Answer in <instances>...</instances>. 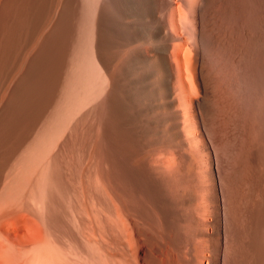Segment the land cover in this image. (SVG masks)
<instances>
[{
  "label": "rangeland",
  "instance_id": "rangeland-1",
  "mask_svg": "<svg viewBox=\"0 0 264 264\" xmlns=\"http://www.w3.org/2000/svg\"><path fill=\"white\" fill-rule=\"evenodd\" d=\"M3 1L4 0H2L1 3H3ZM86 1L87 0H68V4L71 10L68 16V21L70 22L67 21V25L69 26H67V30L63 32L64 34H62V36L63 35L65 36L62 37L63 38V41L61 42L63 46L62 50L57 49L59 52L58 58L60 60V65L62 67V68L60 67L59 69V72L61 71L60 73L61 78H60V84L58 85L59 87L61 86L62 87L61 89L57 90L58 92H56L55 100H60V98H58L60 97L59 94H61L63 98L62 90H64V87L68 85V84L66 85V83H70V81L72 83L74 82L73 81L74 77H72L74 75L70 73L72 71L75 72L77 69H79L76 66L77 67L76 70L75 68L74 70H72L76 64L75 63L70 64V62H72L75 58V56H72V54L75 55L74 48L76 47L77 43H80L79 39H81V36L80 38H78L79 33L82 32L81 30H85V28L87 29L90 26L89 24L83 21H82L83 24L89 26L88 27L84 26L85 27L84 28L83 25H80L82 24L80 17L83 14L84 15L87 14L83 12L86 10V6H89L90 5L89 3H92V6L94 5L95 7L92 8L94 9V11L91 10V12L93 11L92 13H94L93 17L90 15L95 22L93 24L94 27L92 26L94 28L93 29L94 38H93V33L92 32L89 33L90 34L92 33L91 37L94 45V54H95V56L94 55L93 56L95 58L92 59V56H90V58L88 57L89 60L92 59V61L90 60V62L93 63L91 64V66L88 64L89 62L86 63V56L84 55L86 53L85 51L86 46H85V49H83L82 50L83 52H81L83 64L82 67L81 66L80 67L83 69L84 73H87V75L83 74L84 75L83 76L81 73L80 74L81 76H83L81 78L83 79L87 78V79L80 80L79 73H78L79 74L78 80H75L76 77L74 78L76 83L74 82V84L72 85L74 86V88L70 93L71 97L74 98L69 99L68 101L73 103L70 104L72 106L76 104L77 109H75L74 107H70L71 110L72 108L75 110L74 111L72 110L73 111L72 114L69 113L71 117L70 116H68V118L66 117L65 122L61 121L62 120L61 117L60 122H62L61 123L62 127L59 121H57L58 119L56 121L54 120L56 122L54 125L57 126V128L59 127L58 131L57 128H55L56 132L54 130L49 129V127L53 125V124L51 125V121H48V123L50 122V124L47 123L48 127L46 126V124L43 125V123H45L47 119L43 121L44 119L42 118L44 117L47 118L46 115H48V112L50 111L49 109L51 108L52 105L49 106L50 108L47 105L49 109L47 107H46L47 109L44 108V111L45 109L46 111L45 112L43 111L40 114V115L45 114L43 115V117L41 116L42 118H40L39 116L35 117L37 114L34 115V117H32L30 98L28 99L27 97L26 99L25 97L22 100L23 102L22 101L19 102L16 100L17 94L20 93L21 91L30 93V60L34 56L40 45L39 47L33 50V52L31 53L32 55H30L29 61L24 68V71H22V73H20L18 78L12 82L9 91L5 93L2 96V98L0 94V264H117V262L118 264H138L137 262H139V264H158L159 262L161 263V261L159 260L160 255L163 257V260L165 261L166 264H181V262H183L182 264H212L213 259L218 254L223 255V259L225 257V261L228 260L227 262H229L230 264L233 263L241 264L242 262H244L242 264H246V263L264 264V245H263L264 235H261L264 234V228H263L264 226V174H263L264 155L263 154L264 153H261L262 151H264V146H263L264 133L259 132L257 134L254 145L249 150V152H247V154L246 152L245 153L243 152L244 154L240 153L241 154L240 155L237 152L238 153L237 155L236 151H234V154L237 157L235 158V160L224 159L226 162L223 160L222 163L224 170L223 176L225 178L224 175L225 173L227 174L226 176L227 180H229L228 178L230 177L233 179L232 180L233 182L231 180H230L231 182L229 181L230 183H232L231 184L232 188L230 189L237 188L235 189L236 194L234 192L235 191L234 189L233 190L226 189L227 191H225V194L227 193L226 196L228 197L224 198V204L226 203L225 205L227 206L229 202L228 200L231 199L229 205L231 206L230 207L231 211L233 210L235 212L236 210H238L239 212L237 211V216L236 213H234L233 211L232 214H234L235 216L231 215V213L227 216V212H225L227 217L232 218V221L228 220V219L231 220V218H227V221H229V223L231 222L230 224L232 225L234 224L233 228L231 226V230H230L229 229L230 226H228L229 224L227 222L228 233L226 235H229L227 236L229 239H227L226 237L225 239H226V244L227 242L229 243L228 247L230 245V249L226 246V244H224L222 248L216 249L219 235L217 233V229L214 224V202L212 198L214 185L211 180V175H210L211 166L209 165V161L206 159L205 156L206 153H202L203 158H201V156L195 157L197 159L196 160L194 159V161L192 160L193 159L192 157L187 158L183 154V150H184L183 148H178L179 149L178 150L177 148H172L169 146L166 136L164 133H161L162 132L161 130H160L161 132H159V134L156 137L151 135L150 137L151 139L158 138L160 142L156 146L155 145L151 146L152 147L151 149L150 148L147 149L148 133L147 132L144 133L143 130L141 131V128L135 126L131 137L132 139L128 137L129 127L128 125H126L125 122L123 104L121 103V101L119 103L116 102L115 104V101L117 100L111 98V90L113 89V84H112V80L109 78L110 74L108 71L111 67L109 61L112 51L116 50L127 39V31L125 29V24L123 22V18H124L123 11L122 9L119 8V11L116 13L117 20L111 22V17H110L111 11H109L111 10V0H93V1L88 0L89 5L85 4L87 3ZM177 1L180 2V0H175V2L173 1L174 4L177 5V6L174 5L178 13L176 15L177 16L176 21L179 26H182L180 19L181 16H179V10L183 8L187 9L186 7L188 6L186 4L188 3L186 0H184L185 2L182 0L181 1L182 4L183 3L185 4L182 5L179 2L177 3ZM117 2L120 6L123 5V0H117ZM1 3H0V8L2 7ZM65 3H67V0H62V4H61L62 7L60 8V11H62V8L64 7ZM83 4H85L84 5L85 10L83 9L84 11L81 9L83 8ZM263 6H264L263 0L254 1L255 19L259 20L260 22L264 19ZM89 8L90 6L88 7V10H90ZM79 10H81L82 13ZM60 11L59 14L61 13ZM56 17L58 19L59 15ZM86 17L87 16H85V20ZM75 19L78 22L80 21V23L78 22L76 23ZM102 19H104L103 24L101 22ZM90 23L92 25L93 22L91 21ZM238 25L239 24L235 23L232 25L233 27L232 26L230 28L228 27V29L226 30L227 32L224 30L225 32L223 33H225V35L223 34V36H225L226 38L228 37L227 39L234 42L235 45L237 44L238 48L241 47V49L243 50L245 49V47L246 48L248 47V44L250 45L251 43L247 42L249 41L248 36H246L247 29H243L241 25H239L238 27ZM68 27L70 28L68 29ZM255 29H257L256 26ZM86 32L87 31H85V33ZM230 33L232 34L230 35ZM101 35L105 42L107 41L108 37L109 39L113 40V43L111 45L112 48L111 53H108V48H107L108 44L100 42ZM185 36L187 37L186 34ZM186 37H182V39H176V41L174 40L176 44L173 41L172 42L178 46H180L183 42H185L183 44V48L180 47L182 51L179 50V53L181 51L180 61H181V70L183 74L182 78L184 85H186L185 88L187 94L193 95V98H198L200 94L195 81L193 64H192V61H194L193 56L195 54H194L193 46L190 45V40L186 44V41L188 40V38L186 39ZM83 38L84 36L82 37V39ZM234 38L235 40L233 41ZM1 39H0V48L3 45L2 43L3 37H1ZM86 41L87 40H85V42ZM240 41L241 44L239 43ZM88 42L89 41H87V43ZM101 45L102 47H106L105 48L107 49L106 52H103V50L101 51L100 49ZM89 46L93 47L91 43L89 44ZM171 46H173V44ZM87 48L89 47L87 46ZM91 49H88V51ZM71 51H73V53ZM55 54H54V59H55ZM88 54L90 53L88 52L86 55ZM187 55L191 57V60H188L190 58H188ZM240 55L241 54H238V56ZM186 56L187 58L185 59ZM70 58L73 59L71 60ZM221 58L223 59V57ZM188 61L190 64H188ZM223 62L225 63V59L223 60ZM227 62L228 63L226 64L227 65L226 68L228 67L230 69L227 68L229 70L228 72V70L225 68L226 72L224 71V73L225 75H227L228 81L231 80L230 82L233 83L235 86L233 87L232 84L230 88L231 90L230 100L232 101L230 103L231 104L230 107L225 111L226 122L224 123V125H227V123L229 122V118H231L230 116H232L234 112V111L232 112L231 110L238 109L239 111L240 109L241 110L240 114H244L246 112V110L249 108V104H250L249 102L251 100V94L253 92L252 89L254 87L253 69L251 67V64L247 60H245L243 56L240 57L237 62L236 61L233 62V60ZM64 64L65 66H63ZM68 64L71 65L72 69L69 68L70 65L68 66ZM88 65L90 66V68ZM119 65H120L119 62L118 64L117 63L115 64L117 68L119 67ZM182 65L184 68L182 67ZM187 65L189 67L186 68ZM95 67H96L95 69L96 71L92 70ZM98 70L99 72H101V74L98 72ZM79 71L82 70L79 69ZM122 71L123 70H120L119 73H122ZM74 74L77 76V71ZM229 76L231 79L228 78ZM23 77L26 78H24L23 82L20 83ZM62 77H64V79ZM70 77L72 80L68 79ZM9 78L10 77L7 75L6 78L2 80L1 86L2 87L4 86L3 88H5V85L8 83L7 80ZM97 82L99 83V85ZM38 84L40 87L41 99L44 100L45 98H49L47 87H45L44 81L40 80ZM92 84H96V85L91 86ZM83 85H85L86 87L88 86L87 87L89 88L88 91L92 90L91 94L93 96L89 94L88 91H87V95L85 94L87 89L85 86L83 87ZM81 88H84V90H81ZM77 89L79 90L80 93L83 91L84 94L83 95L81 93L84 96L83 97L79 93L81 96L79 97L78 101L82 99L83 100L85 99L87 101L89 100V103H92V105L89 104L88 102L86 103L84 100V102L82 101L84 105L82 103L81 104L85 108L80 104V102H78L81 105V106L79 105L81 109L79 108L78 104L76 103L77 100H74L78 98L77 96H79L76 93ZM88 95L92 97L89 98L90 96L87 97ZM93 97L96 98L95 102L93 100L94 99ZM90 99L91 101L92 100L93 101L91 102ZM50 100L49 102H51ZM46 102H44V104ZM85 104H87V106ZM94 105L95 106L97 105L96 106L97 109L96 107L94 108ZM34 108H37V106ZM69 112L71 111L69 110ZM188 114L190 115L189 118L191 120H188L187 123L184 124L183 120L181 119L180 128L184 133L183 137L184 140H186V144L188 145L187 148L189 149L190 143L199 146L201 144V140L198 134L199 132L197 131V127H195V124L192 123L194 121L193 111L191 112V110L189 109ZM34 118H36V121H34L35 120ZM41 119L43 122L40 121ZM67 121L69 122V124ZM57 124H59L60 126H58ZM67 125H69V127ZM47 128L49 130H47ZM186 130H189V132L191 133L187 134ZM49 132L52 133L49 134ZM45 134H47L46 135L47 137H45ZM43 136L44 138H46V140H48L47 142L43 141L45 140L41 138ZM49 137H51V139L53 140H51ZM189 137H191V139H193L192 141L194 142H190L191 140L189 139ZM38 138L39 141L35 140ZM160 140H163V142ZM32 143H34V145H32ZM163 146L165 150L163 149ZM143 152L147 153V155L144 154ZM148 152H150V154H148ZM147 157L149 158V160H152V162L156 160L157 163L160 164L159 168L155 170L156 175H158L157 176L158 180L154 179V181L151 182L150 179L147 178V176H145L146 173L145 174L143 173L142 170V165L144 164L143 160H145V158ZM261 157L263 158L261 159ZM191 160L195 164L196 163L197 164L193 165V162ZM241 162H243L242 164L244 165H241ZM189 164L193 165L192 167L195 169L198 168L200 171L198 169L197 170L191 169L190 168L191 166ZM246 164H247L246 168L243 167ZM260 165H262V168L260 167ZM34 168L37 170H35ZM249 170H251V172ZM260 172L261 174L258 175V173ZM235 174L238 175L239 179L237 178V176H235ZM253 174L256 177L252 176ZM16 175L18 177H16ZM49 175L50 177H48ZM240 175L242 176V178ZM241 179L243 180L241 181ZM247 179L248 181L246 182ZM207 181L208 184H206ZM240 183L243 184L241 185ZM248 183H251L249 184V186L252 189L248 188L249 187L247 186ZM33 185H35L36 187ZM254 185L256 186V188H254L255 187ZM239 186L242 189V191H240ZM248 189L249 191H247ZM254 190H257L256 193L255 192L253 193ZM251 191L253 194L251 193ZM258 191H260V193ZM237 192L239 193V195ZM246 192L249 193L246 194ZM233 194H235V196L237 195L236 198ZM260 194H261V198L259 197ZM232 196L234 197L232 198ZM239 196L240 197L243 196L242 197L243 201ZM208 198L210 199L208 200ZM233 199L235 201H232ZM233 202L237 204L236 205L237 207L233 206L234 205ZM238 202L241 203L242 206H240ZM188 205L189 206L191 205L190 208ZM196 207L198 211H196ZM227 207L226 209L230 210ZM234 207L237 209L235 210ZM190 210L193 211L191 212ZM187 211L189 215H187ZM242 211H244L245 213L243 214ZM194 215L196 217H194ZM238 216L240 218H238ZM203 217L205 218L207 217V218L204 219ZM235 217L236 219H234ZM161 219H163L162 222ZM184 219H188V220L185 221ZM90 221L92 222V224L95 221L94 224L96 225L94 224L92 225ZM87 222H89V224ZM236 222L238 225H236ZM205 225L209 227L206 226L205 228ZM260 225H262V228ZM80 226L87 227L86 228L87 232L85 231V233H83ZM188 226L190 227V229L188 228ZM235 226L237 228H235ZM251 226H253L252 227L253 230L251 229ZM78 227L80 228V230ZM180 227H181V231L179 230ZM244 227H246L245 229L247 230L249 229V232L245 230ZM183 228L184 230L182 231ZM200 228H203L202 229L203 231ZM236 229L238 231H236ZM94 230L96 232H93ZM241 230H243L242 231L243 233L241 232ZM166 231L169 232L166 233ZM187 231L189 232V235ZM80 232L82 235L80 234ZM231 232L234 234H232ZM236 232L238 235L236 234ZM171 233L173 236L171 235ZM85 234H87V236ZM131 234H133L132 237ZM178 236H180L181 238L178 239ZM248 236L250 237V239ZM130 237L133 238L132 240L134 242L131 240ZM236 237H238V240L236 239ZM251 237L253 238V241H251L252 240ZM109 238L110 241L108 240ZM240 238L242 241L240 240ZM232 239H234L235 241L234 244H236L237 241L239 243V244L237 243V246L235 245L236 248L234 244L232 245L231 248V244L233 243ZM245 240L247 241L245 242ZM131 242L132 244L133 243L134 244L131 245ZM250 242L253 243L252 246ZM213 243L216 245H214ZM243 243L246 244L244 245L247 248L243 246ZM172 245H173V249L171 247ZM226 247L229 250L232 249L231 253L228 255L225 253L228 251V249L226 250ZM195 249L196 251L194 252ZM241 249H243V251H241ZM233 250L237 252V253L234 252L235 255L233 253ZM195 253L199 255L200 257L199 260L197 259ZM249 253H251L252 255L251 254L248 255ZM254 254L257 255V257L259 256L260 258L259 257L257 258ZM183 255L186 257H184ZM238 255L240 256L238 257ZM232 256H234L235 258L238 257L239 259L238 258L235 259ZM240 260L241 262H239ZM237 261L239 263H237Z\"/></svg>",
  "mask_w": 264,
  "mask_h": 264
},
{
  "label": "bare ground",
  "instance_id": "bare-ground-1",
  "mask_svg": "<svg viewBox=\"0 0 264 264\" xmlns=\"http://www.w3.org/2000/svg\"><path fill=\"white\" fill-rule=\"evenodd\" d=\"M173 1L175 2V0H123V5L120 6L118 4L117 0H111V10H109V11H111V13H110L111 22H113L114 20H117L116 13L119 11V8L122 9L123 17H124L123 22L125 24V29L127 31V39L116 50L112 51V53H111V50H112L111 45L113 43V40L109 39V37H108L107 41L105 42L102 35H101V39H100L101 41L100 42L105 43V44L107 43L108 44L107 45L108 46L107 47L108 53H111L110 61H109V64L111 67L108 70L109 74H110L109 78L112 80V84H113V89L111 90V98L117 100V101H115V104H116V102L119 103L120 101L123 104L125 122H126V125H128V127H129L128 137L129 138L132 137L133 130H134L135 126L141 128V131L143 130L144 133H146V132L148 133L147 149H149V148L151 149L152 148L151 146H154V145L156 146L157 144L160 143L158 138L151 139L150 138L151 135L156 137L159 134V132L162 131L161 133L165 134L169 146L172 148H177V149L183 148L184 149L183 154L187 158L192 157L193 158L192 160L194 161V159L195 160L197 159L195 157L201 156V158H203L202 153H206L205 156H206V159L209 161V165L211 166L210 175H211V180H212L213 185H214V189H213V193H212V198H213V202H214V224H215V227L217 229V233L219 235L217 245L214 243L213 244L216 245V249H220V248H222V246H224V244H226L225 237L227 239H229L227 237L229 235H226L228 233L227 222L229 224L228 226H230L229 227L230 230H231V226H232V228L234 226V224L233 225L230 224L231 222L229 223V221H232V218L227 217L230 213H231V215H234V214H232L233 210L231 211V209H230L231 206H229L230 201H231V199H230L231 197L229 198L230 200H228V198H227V200L229 201L227 206H229V207H227L225 205L226 203L224 204V198L228 197V196H226L227 193L225 194V191L234 189V188L230 189V188H232L231 187L232 183H230V182L233 179L230 177L231 179L228 178L229 180H227L226 179L227 174H225V173H224V175H225V178H224V176H223L224 170H223V164H222L223 160L224 159L235 160V158H237V157L235 156L234 151H236V153L238 152L239 154L243 153V152L244 153L246 152V154H247V152H249V150L253 147L254 142L256 140V137H257V134L259 132L264 133V19L261 22L259 20L255 19V10H254V1L255 0H186L188 3L186 5L188 7H186L187 9L183 8L184 11L185 10L186 11L184 12L183 9L179 8L180 9L179 10V16H181L180 19H181V24H182V26H179L177 21H176V17H177L176 15L178 13H177V9L175 6H177V5H175ZM181 1L182 0H180V2L177 1V3L179 2L180 4H182ZM1 2H2V0H0V3ZM86 2L87 3H85V2L84 3L88 4V0ZM1 4H2V7L0 8V32H1L0 39H1V37H3V42H2L3 45L0 48V94H1V98L5 93H7L9 91V88H10L12 82L18 78V76L20 75V73H22V71H24V68L28 63L30 55H32L31 53L33 52V50L35 48L39 47V45H40L38 50L37 51L35 50L36 53L34 54L33 57L31 56L32 58L30 60V93L21 91L20 93L17 94L16 100L20 102L25 97H26V99H27V97H28V99L30 98L31 111H32V112L31 111L30 112L32 114V117H34V115L37 114L35 117L39 116L40 118H42L43 115H45V114H43V115H40V114L44 111V108H46L47 105H48V107L50 105H52L51 108L49 107L50 109L47 107L50 110L48 112V115H46L47 118L44 117L42 119H44L43 121H45L47 119L45 121V123H43V125L46 124V126H47L48 121H51V125L52 124L53 125L52 126L49 125V126H51V127H49V129L55 131L56 130L55 128H57V126L54 125L56 123L55 121L58 119L57 121H59V123L61 124L62 122H60V120L62 117L61 121L65 122L66 117L68 118V116H70L69 113L72 114V112L75 109H77L76 108L77 105L76 104L73 106L70 105L73 103L69 102L68 100L74 98V97L73 98L71 97L70 93L74 88V86H72V85L74 84L75 80H78L79 74L81 73L82 75L83 74L87 75V73H84L83 69L81 68L82 64H83L81 52H83L82 50L85 49V46H86L87 50L85 49L86 53L84 52L85 54L84 53L83 54L86 56V63L89 62L88 64L91 66V64H93V63H91L90 60L92 61V59L95 58L94 57L95 56L94 45H93L92 37H91V35L93 33V38H94V30H93L94 25L93 24L95 22H94V19H92L93 14H94V13H92L94 11V9H92V8L94 7V5L92 6V3H89L90 5L88 4L90 6V8H89L90 10H88L89 6H86V10L84 9L85 4H83V8H81L82 10L83 9L85 10V11L83 10L84 11L83 13H85V14L87 13L86 15H84V14L82 16L80 15L81 16L80 17L81 23L83 21V22H86L87 24H89L90 26L89 25L86 26L83 23L80 24V25H83V27L89 26L88 27L89 29L88 28L86 29L85 27H84L85 30L80 29L84 33L79 31L80 33L78 35L79 36L78 38H80V36H81V39H79L80 43H77L76 47L74 48L75 55L72 54V56H75V58L73 60L74 62L69 61L70 64L75 63L76 65H75V67H73V64H72V67H73V69H72L71 65L68 64V66L70 65L69 68H71L72 70H74V68L76 70V68L78 67L82 71H79V69H77L76 70L77 76H76L74 74L76 71L73 72L71 70L72 72L70 74L74 75L72 77H74V78L76 77L77 79L75 78V80H74V78H73V81H74L73 83L71 81H70V83H66V85L68 84L66 87H64V84H63V87H64V90H62L63 92L60 90L62 92L63 98H62L61 94H59L60 97H58V98H60V100H55L56 92H58L57 90L61 89V87H62V86L59 87V85H58V84H60V78H61V75H60L61 71L59 72L61 65H60V60L58 58L59 52L57 49L62 50V47H63L61 44V42L63 41L62 37H65L64 35L62 36V34H64L63 32L66 31L67 26H69V25H67V21H68L69 12L71 10H70L69 4H68V0H67V3H65L64 7L62 8V11H60V8L62 7L61 6L62 0H4L3 3H1ZM182 5H180V6H182ZM263 5H264V0H263ZM263 8H264V6H263ZM91 10H93V11L91 12ZM59 11L61 12L60 14H59ZM79 11H81V10H79ZM81 13H82V11H81ZM88 13H90V14H88ZM58 15H59V17L57 19L56 16H58ZM119 15H120V13H119ZM85 16L88 17V18L86 17V20H85ZM81 18L82 19L84 18V19L82 20ZM90 19H92V20H90ZM88 20L90 22L91 21L93 22L92 25ZM103 20L104 19H102V21H101L102 24L104 23ZM75 21H76V19H75ZM68 22H70V21H68ZM77 22L78 21H76V23ZM78 23H80V21ZM235 23L241 25L243 27V29H247V35L246 36H248V39H249V41H247V42H250L251 44L250 45L248 44V47L247 48L245 47V49H243V50L241 49L240 46H239L240 48H238L237 44L235 45L234 42L227 39L228 37L226 38L225 36H223V34L225 35V33H223V32H225L228 29V27L230 28ZM239 25H238V27H239ZM236 26H235V28H236ZM255 26L257 29H255ZM69 28L70 27H68V29ZM85 31H87L88 33L89 32H92V33L88 34L87 32L85 33ZM182 32L184 33V35ZM75 34H78V33H75ZM80 34H82V35H80ZM185 34L187 35V37L185 36ZM231 34L232 33H230V35ZM227 35H228V33H227ZM83 36H84V38L82 39ZM87 36H89V37H87ZM182 37H186V39L188 38V40L186 41V44L190 40V45H192L193 49H194L195 55L193 56L194 61H192V64H193L195 81H196L197 87L199 89V94H200V96L198 98H193V95L187 94V91L185 88L186 85H184V82H183V78H182L183 74H182V70H181V61H180V59H181L180 53L182 50L180 49V47L183 48V44L185 42H183L182 44L179 42L181 44L180 46L175 45L176 39H182ZM81 40H83L84 42H85V40H87L89 42L87 43V41H86L84 43ZM234 40H235V38L233 39V41ZM90 43L93 47L89 46ZM239 43L241 44V41ZM239 43H238V45H239ZM172 44H173V46H171ZM81 45L84 47H82ZM102 45L100 46L101 51L103 50V52H106V50H107V49H105L106 47H102ZM87 46L89 48H87ZM124 47H126V48H124ZM242 48H244V47H242ZM88 49H91V50L88 51ZM179 50H181L180 53H179ZM55 52H56V54H55ZM64 52H65V50H64ZM71 52L73 53V51H71ZM88 52L90 54L86 55ZM54 54H55V59H54ZM238 54H241V55L238 56ZM90 56H92V59L89 60ZM187 56H188V58H190L188 60H191V57H189V55H187ZM187 56L185 57V59L187 58ZM242 56L244 57L245 60H247L251 64V67L253 69V76H254V83H253L254 87L252 89L253 92L251 94V100L249 102L250 103L249 108L246 110V112L244 114H240L241 113L240 109L238 111V109L231 108V109H233L231 111L232 112L234 111V112H233L232 116H230L231 118H229V122L227 123V125H224V123L226 122L225 111H226V109H228L230 107V105H231L230 103L232 101V100H230V93H231L230 88H231V85L233 84L230 82L231 80L228 81L227 75H225L224 71L226 72V69L228 68V67L226 68V66H227L226 64L228 63L227 61L230 62V60H233V62L234 61L237 62L238 59ZM221 57H223V59ZM225 57L226 58L228 57V58L226 59ZM224 59H225V63L223 62ZM118 62L120 63V65L117 68V66H115V64L116 63L118 64ZM188 64H190L189 61H188ZM63 66H65V64ZM90 66H89V68H90ZM182 67H183V65H182ZM187 67H189V66L187 65L186 68ZM190 68H191V65H190ZM95 69H96V67L92 70H95ZM228 69H230V68H228ZM120 70H123L122 73H119ZM98 72H99V70H98ZM228 72H229V70H228ZM89 73H90V71H89ZM99 73L101 74V72H99ZM81 74L79 76L80 80L83 79L81 77L84 76V75L81 76ZM7 75L10 78L8 79L9 81L7 80L8 83L5 85V88H3L4 86L3 87L1 86V82H2V80H4L6 78ZM65 75H67V74H65ZM67 76H69V75H67ZM24 78H26V77H23L22 80L20 81V83L23 82ZM62 78L64 79V77H62ZM228 78L231 79L230 76ZM68 79H71V77ZM85 79H87V78H85ZM85 79H83V80H85ZM40 80L44 81L45 87H47L48 97L51 100L49 98H45L44 100L41 99L40 87L38 84L40 82ZM66 81H67V79H66ZM64 82H65V80H64ZM81 82H83V81H81ZM94 85H96V84H92L91 86H94ZM98 85H99V83H98ZM84 86L85 85H83V87ZM234 86L235 85L233 84V87ZM42 87H43V85H42ZM87 87H86L87 90L85 89L86 95H87V91L89 90V88H87ZM81 90H84V88H81ZM90 91H88L89 94L92 93V90H90ZM76 93L79 96H77L78 98L74 99V100H77L76 103L79 106L82 103V101L84 102L85 99L78 101L79 97L83 94V91L81 92L82 93L81 94L79 92V90L77 89ZM97 94H95V95H97ZM57 96H58V94H57ZM69 96H70V98H69ZM89 96L90 95H88L87 97H89ZM92 96H90L89 98H91ZM42 98H44V97H42ZM95 99L96 98L93 99L94 102H95ZM49 100L51 102H49ZM46 101H48V102H46ZM90 101H91V99H90ZM44 102H46L47 104L46 103L44 104ZM78 102H80V104ZM85 102L89 103V100L88 101L85 100ZM82 104L84 105V103H82ZM89 104L92 105V103H89ZM85 105L87 106V104H85ZM36 106H37V108H34ZM80 106H79V108H80ZM96 106L94 105V108ZM70 107H74L75 109L72 108V110H73L72 111L70 109ZM46 109H45V111H46ZM96 109H97V107H96ZM189 109L191 110V112L193 111L194 121L192 120L193 121L192 123H194L195 127H197V131L199 132L198 134L200 136L201 144L198 146V145H193L192 143H190L189 149H188L187 148L188 145L186 144V140H184V137H183L184 133L180 128V120L182 119L184 124H186L188 120H191L189 118L190 113L188 114ZM69 110L71 112H69ZM92 110H93V108H92ZM229 113H230V111H229ZM48 117L49 118L51 117L50 118L51 120ZM34 119L33 120L36 121V118H34ZM42 119L40 121H42ZM69 121H70V119H69ZM34 124H35V122H34ZM48 124H50V122ZM68 124H69V122H68ZM57 125L60 126L59 124H57ZM63 126H65V125H63ZM67 126L69 127V125H67ZM61 127H62V124H61ZM184 127H186V126H184ZM51 128H53V129H51ZM58 128H57V131H58ZM49 129L47 128V130H49ZM42 132H44V131H42ZM186 132H187V134L191 133V132H189V130H186ZM51 133L52 132H49V134H51ZM46 135L47 134H45V137H47ZM41 138L45 139V140L42 139L43 141H46V142L48 141V140H46V138H44V136ZM49 138L51 139V137H49ZM49 138H47V139H49ZM189 139L191 140L190 142H194V141H192L193 139H191V137H189ZM35 140L39 141V138L35 139ZM51 140H53V139H51ZM29 141H31V140H29ZM160 141L163 142V140H160ZM166 144H165V147H166ZM32 145H34V143H32ZM43 146H45V145H43ZM163 149H164V146H163ZM171 150H174V149H171ZM144 152H147V151H144ZM238 153H237V155H238ZM261 153H264V151H262ZM144 154L147 155V153H144ZM148 154H150V152H148ZM238 157H240V156H238ZM262 158L263 157H261V159ZM258 159H260V158H258ZM207 160H206V162H207ZM46 161H47V159H46ZM143 161H144V164L142 165V170H143L144 174L146 173L145 176H147V178H149L151 182L154 181V179L158 180V177H157L158 175H156L155 170L159 168L160 164H158L156 160L154 162H152V160H149L148 157L145 158V160H143ZM263 161H264V159H263ZM43 162H44V160H43ZM229 162H231V161H229ZM242 163L243 162H241V165H244ZM61 164H62V162H61ZM196 164L193 162V165H196ZM193 165H190L191 167L190 166L189 167L191 169H195L192 167ZM41 166H43V165H41ZM246 166H247V164L243 167L246 168ZM252 166H254V165H252ZM260 167L262 168V165H260ZM197 169H195V170H197ZM35 170H37V169H35ZM251 170H252V168H251ZM251 170H249V171L251 172ZM192 171H194V170H192ZM245 171H244V173H245ZM14 172H16V171H14ZM261 172H263V171H261ZM261 172L258 173V175L261 174ZM235 173H238V172H235ZM252 173H253V171H252ZM239 174H242V173H239ZM254 174H255V172H254ZM254 174L252 176H254ZM32 176H33V174H32ZM235 176H237V178H238V175L235 174ZM16 177H18V176L16 175ZM48 177H50V175ZM254 177H256V176H254ZM21 178H23V177H21ZM241 178H242V176H241ZM22 180H24V179H22ZM242 180L243 179H241V181ZM252 180H253V178H252ZM247 181H248V179L246 180V182ZM243 183H244V181H243ZM206 184H208V181ZM249 184H251V183H248L247 186H249ZM33 186H35V185H33ZM236 186H237V184H236ZM239 188H240V186H239ZM248 188H251V187L249 186ZM254 188H256V186ZM235 189H237V188H235ZM257 190H254L253 193L254 192L256 193ZM240 191H242L241 188H240ZM247 191H249V189ZM234 192L236 194V190ZM258 192L260 193V191H258ZM231 193H232V191H231ZM247 193H249V192H246V194ZM251 193H252V191H251ZM183 194H185V193H183ZM235 194H233V195L235 196ZM238 195H239V193H238ZM166 196H167V194H166ZM234 196H232V198ZM236 196H235V198H236ZM242 197L243 196L240 197L241 200L243 199ZM259 197L261 198V194L259 195ZM245 198H247V197H245ZM209 199L210 198H208V200ZM232 201H235V200L233 199ZM225 202H226V199H225ZM233 203H234V205L232 204L233 206L237 205V204H235V202H233ZM183 204H182V206H183ZM239 205L242 206L241 203H239ZM190 206H189V208H190ZM225 206L230 210H227ZM197 207H196V211H198ZM232 209H233V207H232ZM236 209L237 208H235V210ZM246 210H247V207H246ZM249 210H251V209H249ZM229 211H231V212H229ZM237 211L238 210H236L235 212L233 211L234 213H236V216H237ZM225 212H227V216H226ZM199 213H200V211H199ZM207 213H208V211H207ZM242 213L244 214L245 212L242 211ZM187 215H189L188 211H187ZM239 216H238V218H240ZM194 217H196V216L194 215ZM207 217H209V216H207ZM87 218H89V217H87ZM203 218L206 219L205 217H203ZM227 218H231V220L228 219L229 221H227ZM194 219H196V218H194ZM234 219H236V217ZM162 220L163 219H161V222H162ZM184 220L186 221L188 219H184ZM78 221H79V219H78ZM180 221H182V220H180ZM83 222H84V220H83ZM94 222H93V224H94ZM237 222H236V225H238ZM87 223L89 224V222H87ZM91 224H92V222H91ZM92 225H90V226H92ZM94 225H96V224H94ZM206 226L207 225H205V228H206ZM249 226H250V224H249ZM253 226H251L252 230H253V228H252ZM260 226L262 228V225H260ZM87 227H84V226L81 227L83 233H85ZM207 227H209V226H207ZM173 228H176V227H173ZM188 228L190 229L189 226H188ZM197 228H199V227H197ZM203 228H200V229L202 230ZM235 228H237V227L235 226ZM245 228L246 227H244V229ZM263 228H264V226H263ZM79 230H80V228H79ZM179 230L181 231V227ZM183 230H184V228L182 229V231ZM239 230H240V228H239ZM245 230H247V229H245ZM169 231H166V233ZM236 231H238V230L236 229ZM242 231L243 230H241V232ZM247 231L249 232V229ZM93 232H96V231L94 230ZM195 232H193V233H195ZM205 232H204V234H205ZM232 232H233V229H232ZM234 232H235V230H234ZM176 233H177V231H176ZM80 234H81V232H80ZM232 234H234V233H232ZM236 234H237V232H236ZM85 235L87 236V234H85ZM132 235L133 234H131V237H132ZM171 235H172V233H171ZM188 235H189V232H188ZM261 235H264V234H261ZM93 236H94V234H93ZM180 236H178V239L181 238ZM233 236H235V235H233ZM104 237H106V236H104ZM161 237H163V236H161ZM243 237H245V236H243ZM204 238H205V236H204ZM232 238H235V237H232ZM132 239L133 238H131V240ZM196 239H198V238H196ZM236 239L238 240V237H236ZM246 239H248V238H246ZM249 239H250V237H249ZM108 240L110 241V238ZM134 240H136V239H134ZM230 240H231V238H230ZM232 240H233L232 241L233 243L230 241L232 243L231 248L235 242L234 239H232ZM240 240H241V238H240ZM200 241H202V240H200ZM246 241L247 240H245V242ZM251 241H253V238ZM180 242H179V244H180ZM215 242H217V241H215ZM135 243H136V241H135ZM237 243H238V241H237ZM237 243L234 244V246L235 245L237 246ZM250 243L252 246L253 243L252 242H250ZM133 244L131 242V245H133ZM165 244H166V242H165ZM183 244H181V245H183ZM228 244L229 243L227 242V244H226L227 247H228ZM244 244L245 243H243V246L246 245V244L245 245ZM236 246H235V248H236ZM171 247L173 249V245ZM227 247H226V250L228 248L230 249V245L228 248ZM245 248H247V247L245 246ZM174 249H175V247H174ZM229 249L227 252H225L227 255L230 254L232 251V249L231 250H229ZM233 249H234V247H233ZM137 250H139V249H137ZM117 251H119V250H117ZM181 251H183V250H181ZM195 251H196V249L194 250V252ZM241 251H243V249H241ZM234 252L235 251L233 250V253ZM235 253H237V252H235ZM235 253H234V255H235ZM239 254H240V252H239ZM250 254L251 253H249L248 255H250ZM195 255L197 256V259L199 260V258H200L199 255L196 253H195ZM239 256L240 255H238V257ZM255 256L257 257V255H255ZM107 257H108V255H107ZM184 257H186V256H184ZM232 257H234V256H232ZM238 257H236V258H238ZM247 258H248V256H247ZM257 258H254V259H257ZM235 259H234V262H235ZM245 259H246V257H245ZM159 260L161 261V263L159 262L158 264H166L161 255L159 256ZM241 260L239 262H241ZM65 261H67V260H65ZM227 261L228 260L225 261V257L223 259V255L218 254L213 259L212 264H230ZM232 261H233V258H232ZM245 261H247V260H245ZM258 261H260V260H258ZM239 262L237 261V263H239ZM248 262H249V260H248ZM255 262H257V261H255ZM137 263L139 264V262H137ZM144 263H146V262H144ZM182 263L183 262H181V264ZM242 263H244V262H242ZM117 264H118V262H117Z\"/></svg>",
  "mask_w": 264,
  "mask_h": 264
}]
</instances>
